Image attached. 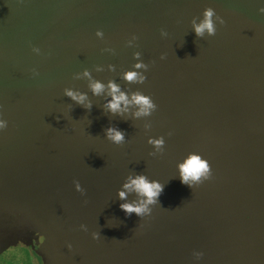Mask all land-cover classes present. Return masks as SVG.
Segmentation results:
<instances>
[{
	"label": "water",
	"instance_id": "water-1",
	"mask_svg": "<svg viewBox=\"0 0 264 264\" xmlns=\"http://www.w3.org/2000/svg\"><path fill=\"white\" fill-rule=\"evenodd\" d=\"M261 7L264 0H0V119L7 124L0 130V252L9 241L32 238L43 244L42 250L54 264H130L131 216H126L118 206L127 221L123 226L115 222L111 232L106 230L102 219L107 214L103 205L107 197L97 201L99 222L95 229L73 227L68 195L70 204H74L78 194L68 192L76 189L77 182L82 187L91 174L71 171L68 158L74 151L77 158L79 148V155H83L81 146L92 131L132 130L126 121L137 116L139 106L121 105L120 112L112 113L107 108L112 100L109 82L118 85L129 101L139 93L158 104L156 92L146 82L157 75L164 58L199 52L202 67L191 69L187 80L177 76V85H181L180 79L187 84L182 90L187 104L193 110H205L210 102L202 99L203 95L217 94L219 109L230 120L225 132L232 138L234 148L243 144L248 153L264 158ZM207 8L215 10L216 35L205 33L198 37L192 21L200 23ZM217 17L225 23L221 24ZM161 40L170 42L173 50L159 53L153 43ZM136 64L147 67L136 68ZM132 71L145 78L142 90L138 82L124 78L125 73ZM85 72L89 75L85 76ZM94 82L105 86L100 95H94L90 88ZM66 90L85 94L87 99L83 105L78 104L65 94ZM182 100H177V104ZM106 116L110 118L108 125L94 124L98 120L87 121L89 117ZM142 126L141 130L147 133L149 126ZM51 154L61 155L63 160L58 162L52 157L57 161L52 162L48 158ZM240 178L237 169L234 175L226 177L236 182V188L250 191L248 200H236V206L252 213L253 220L261 219L264 191L254 182V175L248 177L249 185L245 186ZM16 183L30 191L28 198L7 195L6 187ZM128 194L124 201L134 202ZM181 205L187 207L185 203ZM57 222L63 223L64 229L63 236L57 234L59 250L55 247L54 232L50 231ZM139 223L145 226L144 219ZM73 230L91 238V246ZM113 231L120 233V247L119 242L112 241L116 238ZM94 233L100 238L93 239ZM77 246L83 250L79 251ZM91 248L96 249L90 252ZM143 255L149 256L148 251ZM249 260L255 261L253 264L259 261L254 253ZM168 264L180 262L171 259Z\"/></svg>",
	"mask_w": 264,
	"mask_h": 264
},
{
	"label": "rangeland",
	"instance_id": "rangeland-1",
	"mask_svg": "<svg viewBox=\"0 0 264 264\" xmlns=\"http://www.w3.org/2000/svg\"><path fill=\"white\" fill-rule=\"evenodd\" d=\"M153 44L159 53L173 50L166 40ZM199 55L196 52L195 55L177 54L164 58L157 75L146 82L156 92L158 104H153L160 109H152L150 115L128 118L126 126L132 130L122 131L123 143L114 144L107 138L106 132L92 131L81 146L83 155H79V148L77 158L75 151L68 158L71 171L78 169L80 173L91 174V178L82 187L80 185L82 192L77 189L68 192L78 194L74 197V204H70L71 197L68 195L71 211L68 214L75 228H96L99 222L96 204L102 197L108 198L103 203L107 208V214L102 219L104 228L111 232L115 222L123 226L127 219L119 212L118 206L126 202L120 199L119 192L124 190L123 185L129 177L144 175L149 181H158L164 186L158 202L149 205V213L142 218L131 215L130 264H168L171 259L179 260L180 264H253L255 261L249 260L253 253L259 260L258 264H264V213L261 219L257 217L253 220L252 213L237 207L235 201L248 200L250 191L236 188V182L234 184L226 179L237 169L243 186L249 185L248 177L254 175V182L264 191V158L248 153L243 144H236L234 148L230 135L225 132V125L230 120L219 109L221 102L217 94L203 95L202 99L210 102L208 109L197 111L187 104L186 94L182 92L187 84L183 79H180V86L176 83H179L178 77L187 80L191 69L202 67ZM138 83V88L142 90L145 80ZM182 98V103L178 105L176 101ZM197 102L200 104V100ZM106 118L89 117L87 121L98 120L94 124L108 125L110 118ZM143 124L149 126L147 133L141 130ZM160 138L164 141L160 149L149 143V140ZM190 155H198L211 170L208 179L202 178L199 183L190 182L193 183L191 188L181 183L179 171V165ZM52 157H56L58 162L62 159L61 155L51 154L48 158L52 162H57ZM127 167L131 169L127 171ZM5 191L10 197L20 199L31 194L29 190H23L21 183L6 187ZM130 194L134 202L142 199L135 192ZM79 195L85 196L84 199ZM182 203L188 208H183ZM143 219L145 226L139 223ZM90 221H95V224H90ZM50 231L54 232L55 247L59 250L57 234L63 236V223L57 222ZM72 232L91 246V238L78 231ZM112 233L116 237L112 241L119 242L120 247V233ZM254 240H257L256 244ZM42 248L43 244L32 238L17 243L9 241L0 252V264H6L4 261H8L7 264H54ZM77 248L83 250L82 246ZM95 249L91 248L90 252ZM109 250L112 252L111 248ZM145 251L149 256L143 255Z\"/></svg>",
	"mask_w": 264,
	"mask_h": 264
},
{
	"label": "clouds",
	"instance_id": "clouds-1",
	"mask_svg": "<svg viewBox=\"0 0 264 264\" xmlns=\"http://www.w3.org/2000/svg\"><path fill=\"white\" fill-rule=\"evenodd\" d=\"M259 11L264 13V7H261ZM214 16H216L215 10L212 8H207L203 12V19L200 23L197 24L195 20L192 21L196 36L204 37L205 33H207L209 36L216 35V26L213 21ZM217 19L221 24L225 23L222 18L217 17ZM162 34H164L163 31ZM97 35L100 36L102 33L97 32ZM33 50L38 51V49ZM135 55L137 58L139 57V53H136ZM163 58L164 57L162 56L161 59ZM135 67L146 68L147 66L144 64H136ZM84 75L88 76L89 74L85 72ZM124 78L128 82L140 83H143L145 79L135 71L125 73ZM90 88L94 95H100L104 91L105 86L99 82H94L90 84ZM108 88L110 89L109 95L112 96V100L108 102L107 108L114 114L122 110L121 105L126 107L129 103H135L139 106V110L136 113L137 116L150 115L151 110L155 108V105L148 96L137 93L134 94L132 96V100L129 101L127 95L121 92L119 86L115 83L109 82ZM65 94L81 105H83L87 99L85 94H77L71 90H66ZM87 107L90 108L91 104L89 103ZM6 126V122L0 119V130L6 128ZM106 136L110 141L117 145L123 143L124 141V133L115 128L106 129ZM149 143L153 144L157 149H160L163 147L164 141L163 138H160L156 140H149ZM179 171L181 183L187 185L189 188L193 186V183L190 182L199 183L201 182L202 178L208 179L211 172L208 163L198 155H190L183 163L179 165ZM123 188L124 190L119 192V197L121 200H126L127 194L130 192H135L137 196L142 199H140L139 202L122 203L120 205L121 210L124 211L126 216L135 214L138 217H142L146 213L150 212L149 205H153L158 202L159 196L162 194L164 186L158 181H149L144 175H137L134 178L129 177L128 182L123 185ZM76 189L77 191H83L78 182L76 183ZM99 238L100 236L98 233L93 234V239ZM69 248H71V245H69Z\"/></svg>",
	"mask_w": 264,
	"mask_h": 264
},
{
	"label": "flooded vegetation",
	"instance_id": "flooded-vegetation-1",
	"mask_svg": "<svg viewBox=\"0 0 264 264\" xmlns=\"http://www.w3.org/2000/svg\"><path fill=\"white\" fill-rule=\"evenodd\" d=\"M6 264L8 263V261H4Z\"/></svg>",
	"mask_w": 264,
	"mask_h": 264
}]
</instances>
